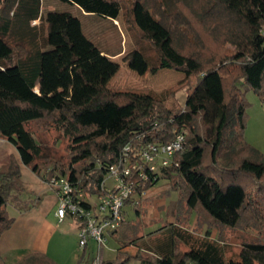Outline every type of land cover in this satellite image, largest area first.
Masks as SVG:
<instances>
[{
  "label": "trees",
  "instance_id": "trees-1",
  "mask_svg": "<svg viewBox=\"0 0 264 264\" xmlns=\"http://www.w3.org/2000/svg\"><path fill=\"white\" fill-rule=\"evenodd\" d=\"M62 1L112 20L123 8L120 0ZM129 1L134 25L156 50L157 60L151 61L140 47L125 60L143 76L166 68L183 72L184 81L197 76L184 107L169 109L150 90L110 89L120 64L86 34L80 16L63 9L43 11L42 0H0V138L13 144L22 162L45 182L61 174L92 196L103 193L108 167L118 161L125 145L167 143L184 131L185 147L174 155L177 165L164 169L158 181L173 180L175 189L181 181L185 206L190 212L201 209L213 222L234 228L247 219L251 226L264 227V155L244 137L247 102L233 71L238 66L245 85L264 101V0H178L198 14L200 29L220 35L235 48L230 55L205 60L198 50L186 53L179 48L178 29L164 19L166 8ZM164 1L174 5L173 0ZM181 15L177 17L186 23ZM36 19L46 24V34L39 35V28L31 25ZM187 23L179 32L185 41ZM31 123L63 131L70 139L68 162L52 159L41 166L44 151ZM154 185L149 182L145 189ZM25 192L21 167L11 157L0 166V237L16 221L7 212L11 196L28 205L30 201L20 197ZM129 227L137 226L126 220L111 231V237H122V246L116 259L102 264H128L138 256L140 250L133 254L126 246H142L137 239L145 235L124 234ZM148 240L144 247L155 255L140 264H264L261 242H246L238 259H227L210 236L196 237L181 226L162 224ZM177 240L187 249L175 252ZM86 254L83 250L76 264H89ZM2 258L0 252V264H6ZM15 264L59 263L31 252Z\"/></svg>",
  "mask_w": 264,
  "mask_h": 264
},
{
  "label": "rangeland",
  "instance_id": "rangeland-1",
  "mask_svg": "<svg viewBox=\"0 0 264 264\" xmlns=\"http://www.w3.org/2000/svg\"><path fill=\"white\" fill-rule=\"evenodd\" d=\"M42 1L43 11L63 9L69 10L73 14L80 16L86 34L106 53H108L113 61L120 64V69L108 83L110 89L150 90L163 98V104L167 108L179 110L184 107L188 92L195 87L197 83V76H191L187 81H184L185 74L183 72L169 68L163 69L156 74H147L143 76L132 70L129 67L128 61L125 60L124 56L135 47L144 49L151 61L155 62L157 60L156 50L134 25L132 13L130 11L131 1L120 0L123 6L121 14L118 19L113 20L97 15L85 14L79 7L70 5L62 0ZM143 1H145L152 9L155 8L158 10L166 8L167 11L164 15V19L166 18L168 24H172L173 30L178 29L180 38H176V41H178L179 48L182 51L190 53L198 50L199 52H202L201 57L204 60L209 59L212 55H215L218 59V57L224 56L225 54L230 55L234 52V46L228 41L223 42L220 35H216L215 37L213 34L200 29L201 24L199 22L198 14L191 12L192 8L187 4H181L180 1L173 0L174 5L168 7L164 0ZM197 12L200 13L199 10H197ZM179 13L182 14L180 18H182L183 21L186 23L187 21L189 22L187 23L190 28L187 30V37H189L188 41H185V37H183V35L181 37L179 33L183 30L181 25L186 24L182 23L179 17H177ZM223 22H226V20H222L221 24ZM31 25L39 28V35L46 34V24L42 23L40 19L33 20ZM193 30L196 32L194 35H192ZM196 36L200 37V41L197 40L198 38H196ZM232 60L233 59L231 58L227 61L232 62ZM233 71L234 74L239 76V84L237 86L242 90L247 102L245 110L246 127L244 137L251 146L264 155V101L259 92L245 85L244 78L242 77L238 66L236 67L234 65ZM181 81L184 84H180ZM228 82L230 83V81ZM30 129L43 147L44 152L39 160L42 167L45 168L49 165L52 159L66 162L69 161L70 139L62 130L56 128L54 125L46 128L42 125L39 126L37 123H31ZM2 148H4V145L0 143V149ZM11 157L14 156L12 155ZM24 176V179H28L27 175ZM172 181L173 180L167 178H161L153 187L147 190V194L143 199H138L134 206L131 204L126 206V210L128 211V222H132V225H136L137 227L134 230V227L127 228L124 234L133 232L132 234L145 235L144 238L137 239V244H142V246H134L130 244L126 246V248L133 254H136L137 251L140 250L138 256H133L128 264H140V262L148 256L154 258L155 254L147 252V249L144 246L145 244H150L148 234L154 233L162 226V224L181 226L183 229L199 238L210 236L212 240L218 242L222 246L227 259H238L241 248L246 242L255 241L264 243V227L260 228L258 226H251L247 219L243 220L238 226L231 228L213 222L201 209L190 212L185 206L181 181L176 182V184L179 185L177 189L174 188L173 184L175 183ZM106 182L107 184H111L112 179L107 178ZM156 190L158 192H156ZM154 192H156L154 195L149 194ZM53 193V191H48L41 196L45 198L44 203L39 210V213L42 216L37 215V217L34 218H23L16 226L14 232L17 234L19 240H21L22 237H24L23 233L27 228L29 221L39 225L45 220L47 221L45 229L49 232L50 237L47 239L48 242H50V245L60 242L59 247H61V251H65V247L66 249H76V247H78L77 251H80L78 246V231L76 226L72 223L73 219L66 217L63 220H60L59 217L55 215L58 204L56 206L50 205L51 195ZM37 197L39 198L40 196L32 197L28 194L25 195V198L30 200L31 204ZM11 203L12 204L7 205V212L11 217L18 214L17 210L19 209L14 205L15 203L16 205H20L19 207H27V204L24 202H16L14 195L11 196ZM151 214L154 218L149 217ZM25 215L26 214L23 216ZM120 240H122V237H118L117 239L109 238L107 245L102 246L101 253L105 260L116 259L117 250L122 246ZM97 246V243L91 240L88 253L86 254L89 264H92V260L97 254ZM184 249H187V245L180 242V240H177V248L175 252ZM25 251L27 250H24L23 248V250L18 252H9L4 255L0 251L3 257L1 262L15 264L22 258V256L26 255L25 253L27 252ZM18 253H22L20 259L18 258ZM78 253L80 254L82 251ZM76 263L77 260L75 257L72 258V256H66L64 264Z\"/></svg>",
  "mask_w": 264,
  "mask_h": 264
},
{
  "label": "built area",
  "instance_id": "built-area-1",
  "mask_svg": "<svg viewBox=\"0 0 264 264\" xmlns=\"http://www.w3.org/2000/svg\"><path fill=\"white\" fill-rule=\"evenodd\" d=\"M186 133L178 132L169 142L124 146L117 162L108 167L102 182L103 193L87 196L68 177L53 174L47 181L57 198L56 215L60 220L70 217L78 224V244L88 253L91 240L97 243V254L92 264L105 261L101 250L111 238V231L127 220L126 206L147 194L145 186L156 184L164 169L174 163L175 153L182 151ZM51 168L48 169L50 171ZM112 183L107 184L106 179ZM129 200V202H127Z\"/></svg>",
  "mask_w": 264,
  "mask_h": 264
},
{
  "label": "crops",
  "instance_id": "crops-1",
  "mask_svg": "<svg viewBox=\"0 0 264 264\" xmlns=\"http://www.w3.org/2000/svg\"><path fill=\"white\" fill-rule=\"evenodd\" d=\"M0 143L4 145V148L0 149V166L7 164L9 162L11 156L13 155L21 167L22 179H23L25 186H26V192L22 194L23 196L20 195V197L22 196L21 199L23 201L27 200L25 198L26 194H28L29 196H32V197L40 196L39 198L38 197L35 198L36 200H34L32 202V204L29 202L26 208L22 209L21 211L17 210L18 214H16L14 216L15 220H16L14 225L11 227V229L4 232L0 237V251L4 255L5 253H9V252H18L20 250H23V248H24V250H27V251H25L27 253L40 252V253L47 254V255H49V257H51L53 260H55L59 264H64V262L66 260V256H68V255L72 256V258L75 257V259L77 260V258L79 256L78 252L81 251L79 244H78V246H79L80 251H77L78 247H76V249L75 248H67L66 249V247H65V251H61L60 250L61 247H59L60 242L50 245V242H48V239H47L50 236H49L48 230L45 229V225L47 222L45 220H44V222H42L39 225H37V223L29 221L27 228L25 229V231L23 233L24 237H22L21 240H19V238L17 237V234L14 232V230H16V226L18 225V223L25 217L26 218H34V217H37V215L42 216L39 213V210H40L42 204L44 203L45 198L41 197V196L43 193H47L48 191L52 192V190L49 187L47 182H45L41 177H39L27 165H25L22 162L21 157L19 155V152L13 144H11L9 141H7L5 139L4 140L0 139ZM24 175H27L28 179H26V178L24 179V177H25ZM157 190H156V192H158ZM156 192L149 193V194L154 195ZM50 201H51V204H50L51 206L57 205V198H56L54 193L51 195ZM127 213H128V211H127ZM24 214H26V215L23 216ZM55 215H56V211H55ZM127 216H128V214H127ZM149 217L154 218L152 216V214ZM155 218H156V216H155ZM72 223L76 226V229L78 231L79 228H78L77 222L73 220ZM111 238H113V237H111ZM27 253H25V254H27ZM21 254L18 253L19 259L21 258L20 257ZM15 256H17V255H15Z\"/></svg>",
  "mask_w": 264,
  "mask_h": 264
}]
</instances>
